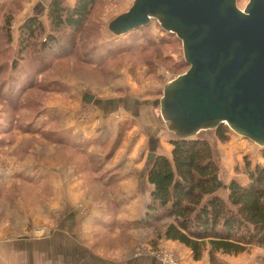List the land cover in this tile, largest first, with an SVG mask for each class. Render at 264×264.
I'll list each match as a JSON object with an SVG mask.
<instances>
[{"label": "rangeland", "instance_id": "374dc122", "mask_svg": "<svg viewBox=\"0 0 264 264\" xmlns=\"http://www.w3.org/2000/svg\"><path fill=\"white\" fill-rule=\"evenodd\" d=\"M52 1L0 0V228L14 220L20 226L0 231V242L49 238L59 244L56 250L84 247L86 256L94 255L89 247L96 250V242L124 241L120 226L162 232L166 220L149 213L146 171L125 168L124 160L146 170L153 139L161 140L156 151L171 146L174 135L159 100L167 82L189 65L180 39L156 20L122 35L110 31L111 20L134 0H98L80 30L52 28ZM64 1L73 6L77 0ZM248 2L238 0V6L244 9ZM32 16L43 30L24 48L21 26ZM110 99H118L117 105L99 103ZM201 134L212 145L224 182L247 175V161L252 167L264 164V146L230 128L227 141L215 129ZM131 144L138 151L127 158ZM176 242L149 236L138 253L164 264L194 259ZM257 250L264 264V249L248 253ZM211 262L220 263L218 254Z\"/></svg>", "mask_w": 264, "mask_h": 264}, {"label": "water", "instance_id": "95a60500", "mask_svg": "<svg viewBox=\"0 0 264 264\" xmlns=\"http://www.w3.org/2000/svg\"><path fill=\"white\" fill-rule=\"evenodd\" d=\"M152 20L180 39L189 65L159 100L168 130L188 139L226 124L264 146V0L244 9L238 0H134L109 29L122 35Z\"/></svg>", "mask_w": 264, "mask_h": 264}, {"label": "trees", "instance_id": "16d2710c", "mask_svg": "<svg viewBox=\"0 0 264 264\" xmlns=\"http://www.w3.org/2000/svg\"><path fill=\"white\" fill-rule=\"evenodd\" d=\"M97 1L77 0L70 6L64 0H53L48 10L50 25L54 30L82 29ZM42 30L38 17H29L21 26V45L27 48L28 40ZM215 133L222 141L230 138L226 124L219 125ZM170 144L172 158L157 155L148 173L153 186L149 213L166 220L164 238L185 245L195 260L206 252L213 261L217 254L264 249V164L252 167L247 161L249 182L242 184L233 178L226 184L205 136H174ZM222 189H227L226 197L220 194Z\"/></svg>", "mask_w": 264, "mask_h": 264}, {"label": "crops", "instance_id": "0c3cea01", "mask_svg": "<svg viewBox=\"0 0 264 264\" xmlns=\"http://www.w3.org/2000/svg\"><path fill=\"white\" fill-rule=\"evenodd\" d=\"M109 101H112V99L104 100L102 102L103 104H107L106 107L117 105V103L114 102L112 103ZM144 103L148 105H154L153 100H145ZM153 140L154 143L153 146L150 148L151 151L155 152L156 155L163 154L169 158H172V146L165 148V151H160L159 148L156 151V148L159 146L161 140L160 138L157 137ZM128 148L129 151L128 152L126 151V156L127 154L133 155V153L136 150L138 151L137 147L133 146V144L128 145ZM129 156H127V158ZM148 158H149V154H148ZM130 164H131L130 162L124 160L125 168L131 167V169H134L133 167H138L140 169L142 167L140 171H146L147 181H148V173L153 164L152 161L150 167H148L146 170L143 164H138L137 166H134L135 164L131 166ZM233 178H237V177H233ZM232 179L230 180V182L232 181ZM237 179L242 184H247L249 182V178L247 175L245 176L243 175V178H237ZM225 183L229 184L227 182ZM150 186L152 188L151 189L152 192L153 186L151 184ZM130 217L132 218V216ZM120 221L122 223L125 222L124 220H120ZM10 223L12 227L6 223L2 225V227L0 228L2 234L6 233L11 229L17 230L18 228H20L19 222H16L14 220ZM65 228H69V227H65ZM161 229L162 232L158 233V231H156L155 229H153L154 231L152 229L149 230V228H144V226L142 225L139 226V228L138 227L127 228L125 226L123 228L122 226H120L117 230H120V232L123 233V235H125L123 242H120L118 244L116 242H108V243L96 242V250L89 247L94 255L89 254L87 256L85 255V251H84L85 248L83 247L84 245L82 246L83 250L82 248L76 249L75 246L72 248L66 246L60 249L59 251L56 250L59 244H57L56 242H52L51 240H49V238L48 239L46 238L45 240L27 239V240H23V242H21L20 240H13V239L9 241L6 240L0 242V264H91V262H89V260L92 261L91 259H94L93 264H164L162 261H159L157 257L154 256L153 254L149 255L145 253H140V254L138 253L139 246L145 243L148 240L149 236H152V238L153 236H157V237L160 236V239L164 238L165 225H163ZM62 231L65 232L66 230L63 229ZM67 235H69V233ZM146 244L150 245V243H146ZM151 244L154 245L153 243ZM178 244L184 246L182 243H178ZM55 252H57L58 254ZM260 255H261L260 251L258 250L253 251V254L248 253V251L244 253H240L238 255L218 254V256L220 257L219 264H259L257 257L258 256L260 257ZM69 261L71 262L69 263ZM187 264H213V263L209 258L208 252H206L203 259L201 260L192 259Z\"/></svg>", "mask_w": 264, "mask_h": 264}]
</instances>
